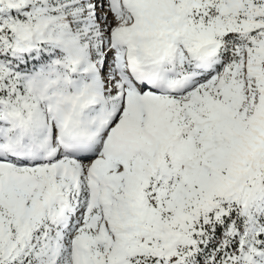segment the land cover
Here are the masks:
<instances>
[{
	"label": "snow or ice",
	"instance_id": "1",
	"mask_svg": "<svg viewBox=\"0 0 264 264\" xmlns=\"http://www.w3.org/2000/svg\"><path fill=\"white\" fill-rule=\"evenodd\" d=\"M0 264H264V0H0Z\"/></svg>",
	"mask_w": 264,
	"mask_h": 264
}]
</instances>
